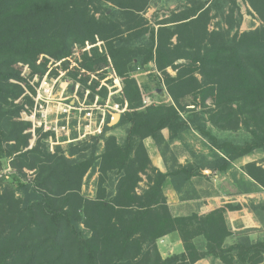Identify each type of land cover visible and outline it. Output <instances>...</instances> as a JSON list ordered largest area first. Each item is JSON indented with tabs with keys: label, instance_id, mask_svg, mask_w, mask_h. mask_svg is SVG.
<instances>
[{
	"label": "trees",
	"instance_id": "trees-1",
	"mask_svg": "<svg viewBox=\"0 0 264 264\" xmlns=\"http://www.w3.org/2000/svg\"><path fill=\"white\" fill-rule=\"evenodd\" d=\"M154 1L0 0V264L264 262V234L255 240L253 230L235 233L228 220L227 213L242 205L173 215L165 182L171 179L180 193L202 175L200 167L179 164L164 173L153 166L144 143L151 138L161 148L166 143L163 131L169 132V143L195 130L216 150L209 166L219 172L264 152V0H244L262 22L246 32L240 31L238 0H189L179 12L158 21L157 28L145 17ZM222 3L228 4L226 10ZM220 16L227 27L210 29ZM97 38L105 42L107 54L98 47L84 51L80 67L95 72L111 63L122 79L129 103L119 122L126 128L123 143L107 136L106 127L101 137L52 151L43 142L50 135L37 129L40 137L28 149L32 124L20 119L23 108L16 104L24 89L15 82H26L23 65L30 67L31 76L45 75L47 56L67 59L75 46L95 45ZM151 63L168 86L202 70H208L213 83L172 105L143 109L142 87L130 72ZM208 123L221 131L243 128L250 139H219ZM3 160L9 161L10 174H4ZM243 168L264 190V167L248 163ZM95 170L101 191L91 199L82 195V186ZM113 173L114 191L106 195L103 185ZM251 208L264 214V203ZM175 233L184 252L163 258L158 241Z\"/></svg>",
	"mask_w": 264,
	"mask_h": 264
},
{
	"label": "rangeland",
	"instance_id": "rangeland-1",
	"mask_svg": "<svg viewBox=\"0 0 264 264\" xmlns=\"http://www.w3.org/2000/svg\"><path fill=\"white\" fill-rule=\"evenodd\" d=\"M188 1L189 0H155L145 17L156 27L158 21L167 19L174 11L179 12L188 4ZM238 3L243 14V22L240 31L246 32L260 27L262 22L250 5L244 0H238ZM222 4L225 6L226 10L228 4ZM215 13L216 12H213V15ZM225 23L226 20L223 17H216L212 20L210 29L213 30L219 25L227 27ZM85 47L86 45L75 46L73 55L62 62L47 56L49 63L47 64L45 75H39L37 79H34L36 75L31 76V70L26 67L22 72L26 78V82H15L23 89L26 88L24 89L23 95L16 101V104H19L23 108L20 112V119L22 121L33 124L35 128L41 126L44 128L45 123L48 128H52L55 122H57L58 128L55 131L48 130L50 132H45L41 129V135L46 133L50 135L49 138L43 142L47 143L52 151L57 147L68 149L70 146H76L86 141L89 142L94 137H101L105 133L106 127L110 128L106 135L115 136L119 143H123L126 137V128L120 127L119 123L114 127L109 126L111 113H114L112 109L119 106L120 109L125 108L127 110L129 106L125 95L124 83L117 75L111 63L95 72L82 71L80 64L83 60L82 55L85 51ZM92 47H98L100 52H106L105 42L99 38H97V43ZM89 51H91V49ZM108 58L109 61H111L109 56ZM42 61L43 60H40L38 62L41 63ZM168 72L173 76L176 75L171 69H168ZM130 75L135 78L142 87L143 109L152 105H172L175 99L188 95L213 83V79L209 75L208 70H202L168 86L164 75L157 70L154 63H151L147 68L137 66L130 72ZM44 81L49 84L48 87H51L53 92L50 101L46 99L48 104L37 98L38 92ZM46 83L44 87H47ZM60 102L67 105L73 104L77 108L92 107L94 109V115L92 117V126L94 129L89 128L86 130V127L90 126V122L86 119L85 112H80L75 109L72 110L70 114H61L59 108ZM44 113L46 115L48 113L47 118L44 117ZM123 114H121V116ZM207 125L211 132L219 139L230 140L236 143H244L246 140L250 139L249 133L243 128L238 131H221L211 123ZM94 130H97V133H95ZM87 131V136L83 137L82 134ZM164 132L166 143L161 148H159L155 142L154 143L159 155L166 164L167 169L165 173L173 171L175 169L174 167H177L180 163L181 165L194 164L195 166H199L202 172V175L195 176L189 183L183 186L179 194L181 198L199 200L204 198L207 199L215 195L222 196V194L225 193L228 196H236L242 195L245 192H256V190H258V186L245 174L243 167L248 163H257L264 167V152L258 151L250 156L236 160L228 171H213L210 169L209 165H212L216 160V150L212 149L198 132L190 130L182 134L178 140L169 143V132L167 130ZM27 133L31 132L27 131ZM39 137L38 135L37 139ZM32 142L34 143V147L36 140L33 139L31 143ZM102 147H104L103 142L100 146V152L102 151ZM149 156L153 164V157L150 154ZM2 165L4 174H10L12 172L8 160H3ZM32 178L33 176L29 174L28 179ZM143 178L144 183H142L141 186L145 187L146 177L143 176ZM116 180L117 175L114 173L109 175V178H106V182L104 183L105 186L103 185V187L107 189L106 195L113 193ZM99 191H101V188L99 186L98 171L89 172L83 181L82 195L91 199H96ZM245 199L247 202L251 199L247 204V208L250 212H253L256 217L258 216V220L260 219L261 230L250 233L252 238L256 240L261 238L264 234V214L261 209L254 212L251 207L264 203V200L262 196H249V198L246 197ZM259 199H261L260 202H258ZM186 212L190 214V212L192 213L193 211L188 210ZM173 215L176 216L177 214ZM163 243L164 240L161 238L158 241L159 250L164 247ZM160 253L162 255L161 250ZM170 255L166 253L162 255V257L166 258Z\"/></svg>",
	"mask_w": 264,
	"mask_h": 264
},
{
	"label": "crops",
	"instance_id": "crops-1",
	"mask_svg": "<svg viewBox=\"0 0 264 264\" xmlns=\"http://www.w3.org/2000/svg\"><path fill=\"white\" fill-rule=\"evenodd\" d=\"M163 134L165 136L164 131ZM144 143L147 151L153 157L152 159L154 166L165 173V170L167 169L166 164L159 155L154 141L151 138H147ZM163 191L172 213L177 214L176 216L189 215L186 212L188 210H192V213H199L203 215L208 214L211 211L223 207L227 204L242 205L243 208L241 210L229 211L227 213V217L232 226V230L235 233H239L244 230H261V223L257 219L256 215L253 212H250L247 208V204L251 199H249L248 202L245 199L246 197L249 198V196H262L264 200V190L260 186H258V190H256V192H245L242 195L236 196H228L225 193L222 194V196L215 195L207 199L204 198L198 200L192 198H181V195H179L180 193L174 188L171 180L168 179L163 186ZM260 200L261 199H259L258 202H260ZM192 213L190 212V214ZM163 240L164 247L160 248L162 255H165L166 253L167 255L181 254L184 252L183 243L176 233L165 236ZM196 264H211V262L207 259H203L198 261ZM262 264H264V262Z\"/></svg>",
	"mask_w": 264,
	"mask_h": 264
},
{
	"label": "built area",
	"instance_id": "built-area-1",
	"mask_svg": "<svg viewBox=\"0 0 264 264\" xmlns=\"http://www.w3.org/2000/svg\"><path fill=\"white\" fill-rule=\"evenodd\" d=\"M92 46H93V45H90V43H87V44H86V47L84 48V50H85V51H89L90 49L93 48ZM52 60H53V59H52ZM64 60H66V59H64ZM64 60H61L60 62H62V61H64ZM23 66H24V69H25L26 67H27L28 69H30V67H29L28 65H23ZM81 70H82V71H85V70H83V69H81ZM22 76L24 77L23 74H22ZM37 77H39V75H36L34 79H37ZM24 78H25V77H24ZM25 79H26V78H25ZM45 83H46V81L43 82L42 87H41L40 91L38 92V96H37V98H38V100H41L42 102L48 104V102H47L46 99H49V101H50L51 97L53 96V92H52V88H51V87H48L49 84L46 83L47 87H44ZM24 89H26V88H24ZM42 98H43V99H42ZM36 101H37V100H36ZM146 103H147V102H146ZM127 105H128V104H127ZM59 108H60V112H61V114H70L71 111H72V110H75V109L79 110L80 112H85V113H86V119L89 120V122H90V126H89V127L87 126V127H86V130L89 129V128H93V129H94V127L92 126V121H93V118H92V117H93V115H94V109H93L92 107L77 108V107H76L75 105H73V104H71V105H67V104H62V103L60 102V103H59ZM128 108H129V106L127 107V110H128ZM112 110H113L114 113H119V114H123V113H125V112L127 111L125 108L120 109L119 106H116V108H113ZM44 117L47 118V117H48V113H47V115L44 113ZM45 122H47V121H45ZM54 128H55V129H54ZM57 128H58V124H57V122H55V125L52 126V128H48L46 123H45V127H44V128H43V126H41V127H39V128H37V127L35 128V126L32 124V128H31L30 130H28V132H31V133H32V135H33V139H34V140H37V132H36L37 129H43V131H45V132H50V131H48V130L55 131V130H57ZM53 129H54V130H53ZM94 131H95V133H97V130H94ZM81 133H82V131H81ZM86 134H88V131L85 132V133H83L82 136H83V137H84V136H87ZM80 135H81V134H80ZM33 139H32V140H33ZM33 145H34V143L32 142V143L30 144L29 149H32V148H33Z\"/></svg>",
	"mask_w": 264,
	"mask_h": 264
},
{
	"label": "water",
	"instance_id": "water-1",
	"mask_svg": "<svg viewBox=\"0 0 264 264\" xmlns=\"http://www.w3.org/2000/svg\"><path fill=\"white\" fill-rule=\"evenodd\" d=\"M120 120H121V114L111 113V120H110L109 126L114 127L120 122Z\"/></svg>",
	"mask_w": 264,
	"mask_h": 264
}]
</instances>
